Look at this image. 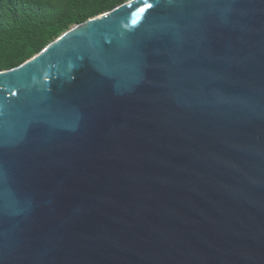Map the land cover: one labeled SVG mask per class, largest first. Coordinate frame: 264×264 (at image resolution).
I'll use <instances>...</instances> for the list:
<instances>
[{
    "label": "water",
    "instance_id": "95a60500",
    "mask_svg": "<svg viewBox=\"0 0 264 264\" xmlns=\"http://www.w3.org/2000/svg\"><path fill=\"white\" fill-rule=\"evenodd\" d=\"M0 264H264V0H128L0 71Z\"/></svg>",
    "mask_w": 264,
    "mask_h": 264
},
{
    "label": "trees",
    "instance_id": "16d2710c",
    "mask_svg": "<svg viewBox=\"0 0 264 264\" xmlns=\"http://www.w3.org/2000/svg\"><path fill=\"white\" fill-rule=\"evenodd\" d=\"M128 0H0V71L40 52L77 24Z\"/></svg>",
    "mask_w": 264,
    "mask_h": 264
},
{
    "label": "snow or ice",
    "instance_id": "6c2138e0",
    "mask_svg": "<svg viewBox=\"0 0 264 264\" xmlns=\"http://www.w3.org/2000/svg\"><path fill=\"white\" fill-rule=\"evenodd\" d=\"M145 2H146V0H145ZM146 7L150 8V7H152V5H150V4H146ZM140 11L143 12V11H145V9L142 8V9H140Z\"/></svg>",
    "mask_w": 264,
    "mask_h": 264
}]
</instances>
